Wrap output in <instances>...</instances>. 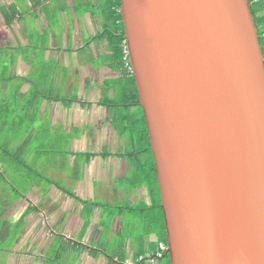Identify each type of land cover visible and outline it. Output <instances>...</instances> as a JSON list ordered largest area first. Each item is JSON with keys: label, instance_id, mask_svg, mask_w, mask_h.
Wrapping results in <instances>:
<instances>
[{"label": "water", "instance_id": "1", "mask_svg": "<svg viewBox=\"0 0 264 264\" xmlns=\"http://www.w3.org/2000/svg\"><path fill=\"white\" fill-rule=\"evenodd\" d=\"M120 15L169 264H264V55L251 3L120 0Z\"/></svg>", "mask_w": 264, "mask_h": 264}, {"label": "crops", "instance_id": "2", "mask_svg": "<svg viewBox=\"0 0 264 264\" xmlns=\"http://www.w3.org/2000/svg\"><path fill=\"white\" fill-rule=\"evenodd\" d=\"M255 9L264 30V0L255 3ZM28 10L29 2L22 9L18 0H0V99L14 102L15 114L31 118L19 129L30 128L29 138L28 134H22L11 141L13 154L19 155L16 151L25 146L21 159L35 164L36 169H44L41 172L53 183L44 187L31 182L25 188L20 187L16 200L9 198L0 210V264H164L163 259L136 263L138 258L151 256L157 250L159 226L153 221L158 209L151 204L149 189L135 185L140 184L139 178L132 180L134 187H129L132 189L129 194L120 184L121 179L132 173L131 158L118 150L99 153L98 144H91L81 136L69 143L70 137L66 136L68 130L91 126L94 121L91 108L85 106L95 104L96 100L88 101L83 97L86 93L77 92V84L82 80L90 81L93 88L97 86L85 72L88 51L79 46L61 49L60 59L54 62L63 66L66 80L56 88L51 64L53 51L31 48L35 25L31 14L24 13ZM12 42L16 43L13 48ZM91 66L98 70L97 64ZM44 67L48 80L41 85ZM54 98L61 102H55ZM12 126L18 130L19 125ZM41 130L45 133L41 134ZM58 134L67 145L71 144L69 152L78 156V169L72 172L75 182L70 184L72 192L60 183H70L69 159H61L51 149ZM6 141L1 139L0 144ZM46 147L50 151L44 150ZM1 156L6 159L5 154L0 153ZM7 170L11 169L0 167V178H9ZM80 200L95 205L92 210L82 211ZM137 202L140 210H133L130 218L122 213L121 205L130 203L133 207ZM109 209L115 215L113 219L105 215Z\"/></svg>", "mask_w": 264, "mask_h": 264}, {"label": "flooded vegetation", "instance_id": "3", "mask_svg": "<svg viewBox=\"0 0 264 264\" xmlns=\"http://www.w3.org/2000/svg\"><path fill=\"white\" fill-rule=\"evenodd\" d=\"M18 1L22 9L29 2L30 10L24 13L29 12L34 20L35 31L31 37V43L34 46H31V48L45 47V49L49 48L53 51L51 64L53 65V82L56 88L60 86L62 81L66 80V74H63V66L60 62H54L60 59L61 49L65 46L70 48L79 46L88 51V65H86L87 70L85 72L91 76L92 82H96L97 86L93 88L90 81L82 80L79 81L80 84H77V92L86 93L83 97L85 96L88 101L91 98L96 100L95 104L87 103L85 106L91 108L93 113L91 116L94 117V121L91 126L75 127L73 130H68L70 134L66 133V136L70 137L69 143L75 137L81 136L89 140L91 144H98L99 153H107L108 151L112 153L115 150L124 152L125 155L131 158L133 170L128 177L126 176L120 180V184L129 194L132 190L129 187H134L132 180L138 176L140 167H142L148 174L152 189L140 181H138L140 184L135 185H140L139 187L144 190L149 189L151 204L153 203L154 208L157 207L154 204L157 200L156 195L159 196L156 169L150 150L144 114L139 103L132 70L128 63L124 28L123 35L120 29L122 24L120 0ZM11 45L10 47L13 48L16 43L12 42ZM119 47H122V60L116 57ZM75 58L78 57L75 56ZM93 63L98 65V70H94L91 66ZM131 78H133L135 94L132 92L131 98L127 102H121L116 82L118 80L129 81ZM57 100L60 101V99L54 98L55 102H58ZM121 117H126L129 120L125 130L122 129V124L126 121L122 120ZM104 147L107 148L103 150ZM71 148L72 146L69 144L68 149ZM74 154L69 152L68 156L67 169L72 172L78 169V156ZM46 179L45 185L41 186L47 187L53 183V179L48 177ZM4 185L5 183L0 181V210L8 204L9 198H15L16 200V196L21 190L19 187H14L10 195L7 196L6 191L3 189ZM79 205L83 206L81 208L83 211L88 206L95 205V203L80 200ZM140 207L137 202L136 206L131 207L130 203H126L121 205L120 208L123 212L131 215L133 210ZM166 255L167 253L162 258L163 261ZM162 259L155 260L153 263Z\"/></svg>", "mask_w": 264, "mask_h": 264}, {"label": "trees", "instance_id": "4", "mask_svg": "<svg viewBox=\"0 0 264 264\" xmlns=\"http://www.w3.org/2000/svg\"><path fill=\"white\" fill-rule=\"evenodd\" d=\"M248 1L251 3V11H252V14L254 15L255 24L258 28L259 42H260L262 52L264 55V30H261L260 21L256 17L255 4H253L252 0H248ZM119 19H120V15H119ZM120 29H121L122 35H123L122 24L120 25ZM116 57H118L119 59L122 60V57H123L122 47L118 48V55L116 52ZM46 70H47V68L44 67L43 72L41 73L42 78H41V83H39L41 85H43L42 83H46V81L48 80V72ZM117 87H118V90L120 92L119 96H120L121 102H127L128 99L131 98L132 92L135 94L133 78H131L129 81L118 80L116 82V88ZM12 108H14V102H11L9 99H6V100L0 99V140L5 139V138L7 140L5 143L0 144V153L5 154V156H6V159L4 158V156L0 157L1 159H5V161L0 160V161H2V162H0V167L2 169L8 168V169H11L13 171H17V176H18V178H20L19 180H22V182H23V183L19 184L18 187L19 188L20 187L25 188L26 185H29L31 182H33V179H35V178H39L40 180H43V181H46L47 179H46V176L44 175V173L39 171V169H36L35 166L29 165V163H26L23 159H21L22 156L24 155V152L26 149L25 146L18 148L16 153L19 155L13 154V153H15V151H14V148L10 147V144L12 143L11 141H13L15 138H18L22 134H28L27 136L29 138V136H30L29 130H31L30 128H26L27 131H26V129H23L22 131H20L19 129H20L21 124L26 123V121H30L31 118H30V116H27L26 114H24V115H21V114L18 115V113L15 114ZM121 115H123V114H121ZM121 118H122V120L126 121L124 124H122V129L125 130L127 127V121H129V120L126 117H121ZM2 124H4L5 127H1ZM11 125H19L18 130L13 126L11 127ZM43 133H45V131L41 130V134H43ZM23 136H25V135H23ZM63 147H66L67 150H63L62 149ZM49 149H50L49 147H46V149H44V150H49ZM51 149L54 150L55 155L60 156L61 159L62 158H68V156H69L68 145L64 141V137L61 134H58L57 141H55L53 143V145L51 146ZM4 163H6V164L3 165ZM23 170H27V171L29 170L25 176H22L21 172ZM136 177L139 178L140 182H143L148 187H150L151 181L148 177V174L146 173V170H144L142 167H140V172H139L138 176H136ZM0 181L5 182V178H1ZM11 184H14V183H11ZM156 197H157V200H155L154 204L157 206L158 212L156 213V216L153 218V221L155 219L156 223L159 226L158 242H162L166 245V234H165V228H164V222H163V214H162V210L160 207L159 196L156 195ZM93 206L94 205H90L87 208L92 210ZM91 210L88 211V215L92 212ZM164 259H165L164 264H169L168 255H166Z\"/></svg>", "mask_w": 264, "mask_h": 264}, {"label": "rangeland", "instance_id": "5", "mask_svg": "<svg viewBox=\"0 0 264 264\" xmlns=\"http://www.w3.org/2000/svg\"><path fill=\"white\" fill-rule=\"evenodd\" d=\"M73 95H74V93H73ZM62 149H63V150H67L66 147H63ZM107 153H110V154H111L110 151H108ZM5 164H6V163H4L3 165H5ZM30 165H32V166H36L35 164H30ZM38 168H39V171H42V172L44 171V169L41 170L40 167H38ZM28 171H29V170H28ZM28 171H27V170H23V171L21 172V173H22V176H25V175L28 173ZM72 175H73V174H72V171L69 170V171L67 172V178H69L70 183L66 184L64 181H61V182H60V183H62V184H65V190H67L68 192H72V191H73V190H72V187L70 186V184L75 183V182L72 180V178H73ZM7 176L9 177V179L5 180L6 183H5V185L3 186V189L6 191V195L8 196V195H10V193H11V191H12V188H14V187H18V185L21 184V183H23V182H22V180H19L20 178H18V176H17V171L14 172V171H11V170H7ZM0 179H1V178H0ZM71 181H72V182H71ZM33 182H35V183H39V184H41V185H45V181L40 180L39 178H35V179H33ZM11 183H14V184H11ZM122 197H123V196H122ZM118 201H120V200H118ZM119 203H121V201H120ZM123 203H125V202H123ZM122 213L126 214L127 217H128V215H129V213H127V212H122ZM163 263H165V260L163 261Z\"/></svg>", "mask_w": 264, "mask_h": 264}, {"label": "built area", "instance_id": "6", "mask_svg": "<svg viewBox=\"0 0 264 264\" xmlns=\"http://www.w3.org/2000/svg\"><path fill=\"white\" fill-rule=\"evenodd\" d=\"M261 1L262 0H252L253 4L261 2ZM126 55H127V53H126ZM166 253H167L166 245L164 243H162V242H159L156 253H154L151 256H143L141 258H138L136 263L140 262V261H143L145 259H149L151 261V263H153L155 260L162 259Z\"/></svg>", "mask_w": 264, "mask_h": 264}]
</instances>
